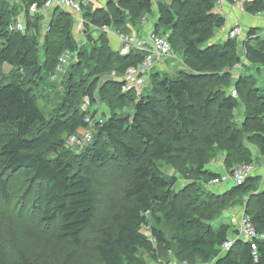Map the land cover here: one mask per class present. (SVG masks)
<instances>
[{"label":"trees","instance_id":"16d2710c","mask_svg":"<svg viewBox=\"0 0 264 264\" xmlns=\"http://www.w3.org/2000/svg\"><path fill=\"white\" fill-rule=\"evenodd\" d=\"M105 1L102 8H85L88 23L129 33L131 28L141 31L142 19L153 17L149 29L169 40L184 66L177 74H161L158 67L140 95L123 92L122 81L102 78L113 72L125 76L142 65L149 52L122 54L113 49L107 33L78 42L73 18L61 8L53 9L50 30L44 33V14H28L32 0H0V63L16 72L0 85V131H6L0 162L8 173L0 177L1 199L9 201V175L29 173V182L42 186L40 218L54 227L51 236L62 246L61 264H77L98 216L94 178L99 170L113 176V167H126L119 164L122 156L133 163L126 172L130 183L98 229L100 241L94 249L102 264H146V254L160 253H176L177 263L182 258L191 264H264L263 240L257 243L256 257L251 243L240 239L223 250L237 236V226L216 225L227 207L242 205L258 233L264 234L259 176L233 184L223 195L210 191L211 182L222 176L211 169L212 161L224 158L229 176L238 166L256 162L249 144L257 145L264 158V87L241 73L233 76V68L242 63V48L264 77V37L249 27L244 40L212 42L216 31L227 25L216 0ZM23 9L26 32H12L10 26ZM245 10L253 16L264 14V0L248 3ZM65 51L74 54V61L58 75ZM167 58L161 60L165 67ZM59 83L64 95L75 100L70 118L43 109L34 95L38 87L50 89ZM84 96L92 106L100 100L112 110L96 123L90 145L76 150L70 138L80 137L86 117L99 113L79 110ZM243 103L244 119L233 124ZM128 106L132 112L124 111ZM193 163L196 167L190 166ZM167 167L175 174L165 173ZM180 175L186 183L193 181L185 195L177 194ZM191 189L196 196L190 195ZM166 261L173 264L171 258ZM14 264L36 263L21 254Z\"/></svg>","mask_w":264,"mask_h":264},{"label":"rangeland","instance_id":"374dc122","mask_svg":"<svg viewBox=\"0 0 264 264\" xmlns=\"http://www.w3.org/2000/svg\"><path fill=\"white\" fill-rule=\"evenodd\" d=\"M253 1L254 0H243L241 2V0H229L228 3H226L225 5L219 6L217 4V6H219V12L227 18L228 26H230L231 23L228 19L229 16L225 14L226 11L224 10H226V8H228L229 11L237 10V14L241 12L244 15H248L247 17L248 19L250 18V21H248L247 19H242L243 24L240 22V20L237 21L235 19V17L237 16L236 12H233L234 14L232 16V19L235 22H238V24L240 23V26L245 27L244 30L248 31L246 28L249 29V27H253L257 29L256 31L258 32V35L264 37V14L259 16H253L247 13V11L245 10V6ZM101 2L105 4L104 0H96L97 4L103 5L101 4ZM52 11L53 9H49L46 12V18H44L42 22L43 26H45L47 22L50 23ZM150 20H153V22L156 21L155 19H153V17L150 18ZM225 40L226 36L223 30H217L211 41L223 43ZM110 41L113 49L118 50L120 48V45L115 43L114 38L110 37ZM240 55L242 63L238 64L233 68V76L238 77L241 73V75L249 77L250 80L255 79L256 81H258V86L264 87V77L263 74L260 73L263 70L258 69V64H252L248 61L242 48H240ZM166 57H168L166 61V64L168 65L165 67V65L161 61H156L159 64L156 67H152V69L150 70L149 79L154 71L157 72L158 67L161 68V74L165 72L170 74H177L178 72H176V70L181 69L184 66L178 59L179 54L173 53L172 50L170 54ZM71 61L74 60L71 59ZM14 74H16V72L13 71L11 66H7L4 65V63H0V85H2V81L4 80V78H9V76H12ZM113 74L114 72L104 76L102 78V81L112 79ZM57 78L60 82L61 76ZM35 90L36 92H34V95H36L37 93L39 105L48 112L54 109L55 114L62 118H70L74 113L75 106L73 105V103L75 102V100H70L64 95V91L60 83L54 88L49 89L44 87H38ZM95 92L98 93L97 90H95ZM87 101L90 102L89 98L87 96H84L81 101V106L79 107L80 111H85L83 108ZM246 107L247 106L243 103L241 107L235 112V119L233 121V124H241L247 109ZM88 110L90 113H94V111L99 112L100 117H102L104 112L109 114L110 110L112 109L111 107L107 106L99 100L98 104L94 106H92L90 102ZM124 111L132 112L133 110L131 106H128L124 109ZM5 134L6 131H0V145L6 137ZM133 143L136 144V142ZM75 148L76 150L81 149V147L78 146H76ZM248 148L251 150L252 156L256 161L254 163L257 166L256 176H259L258 185L260 186L259 189L262 190L264 188V158L259 157L260 153L257 149V145L249 144ZM74 152L77 153L76 151H73V153ZM119 160L121 161L119 164L124 163L126 167L121 169L120 166L117 165L113 167L116 170L112 174L113 176H109L105 173V171L99 170L97 172L96 178H94V187L97 194L98 216L95 225L88 232L86 236L87 238H85V241L83 243L85 244V246H88L87 248L89 249L85 248L82 251L83 253H81L80 261L77 264H102L100 258L98 257L94 249L95 244L100 241V237L97 235L98 229L102 225L101 223H103L109 217L110 212L112 211L111 206L118 202V194L121 192L122 189H125V187L128 186L130 183L129 176L126 174V172L128 166L131 167L133 163L127 161L122 156L119 157ZM190 166L196 167V164L193 163ZM210 167L213 171H215V173H220L222 176L225 177L228 176L225 170L224 158L219 157L217 160L212 161ZM260 172H262V176L258 175L260 174ZM165 173L169 175H174L175 170L167 167ZM1 176H8V173L4 169H2V165L0 162V177ZM29 176L30 175L27 172L9 175V201H4L0 197V264H14V262L18 259L21 254H24L36 264H61L64 260V255L62 252V246L56 243L51 236V232L53 231L54 227L52 228V226L46 225L40 218L41 211L39 208L42 202L41 198L43 197L42 186H37L34 185L33 182H29ZM195 177L197 176L194 175L192 178ZM179 179L180 183L176 188L177 194L183 192L182 195H185L186 192H190L189 186L190 188L193 187V181L189 180V182L186 183L187 178L182 175L179 176ZM194 182L196 181L194 180ZM200 183H204V181L201 182L199 180V184ZM223 184L213 185L210 191H212L216 195H223L225 194L224 192L226 190L228 191L229 189H232V187H234V183L232 181L224 185ZM194 194V191H192L191 189L190 195L196 196ZM184 197L185 196H183V198ZM244 200L246 203V201H248V197L244 198ZM179 201L180 198L178 197V204H180ZM244 212L245 208L242 205L234 208L227 207L226 211L222 214V217L220 218V220L217 221L216 225L218 226L220 223L236 225L238 222L237 218ZM171 226L172 224H168L167 230H169L172 234ZM171 236H173V234ZM159 255L160 257L158 256V254H156L155 256L146 254L144 257L145 263L167 264L166 260L170 258L171 260H173V264L174 262L177 263L174 257L176 256V253H170L167 256H165L164 253H160ZM180 261L183 262H178L177 264H191L182 258H180Z\"/></svg>","mask_w":264,"mask_h":264},{"label":"built area","instance_id":"2783aa9c","mask_svg":"<svg viewBox=\"0 0 264 264\" xmlns=\"http://www.w3.org/2000/svg\"><path fill=\"white\" fill-rule=\"evenodd\" d=\"M5 1H9L14 4H21L25 0ZM228 1L229 0H216L219 6L225 5L226 3H228ZM242 1L243 0H241V2ZM104 2L106 3L105 0ZM101 4H103V2H101ZM104 6L105 4H97L96 0H32V3L28 7V14L35 15L37 13H41L45 16L46 12L49 9L61 8L73 18L74 29L78 42H83L85 38L89 36H98L101 33H107L109 37H112L115 39V41L119 42L120 48L118 50L121 51L122 54H128L133 50L149 52V56L146 58L142 65L137 68L129 69L125 76L118 77L114 73L112 77L113 79L122 81L124 83L122 86L123 92L135 91L138 95H140L144 91V89L147 88V81L149 79L150 70L152 69V67H156L159 64L157 63L158 61H161L163 58L170 54L172 50L171 44L167 38L157 36L154 33L153 29H149L150 27L145 34H141V31L138 32V29L134 28H131V31L129 33H123L107 25L99 27L95 24L88 23L85 16V8L91 7L92 9L96 10ZM26 12L27 10L23 9L22 12L16 16L10 26V30L12 32H26ZM149 21L150 18H143L141 28H145ZM43 27V32L48 33V31L50 30L49 22H47V24ZM87 29H89V31H87ZM222 30L225 33L226 39L231 38L244 40L246 37L244 27L240 26V23L238 24V22H233L230 26L226 25ZM71 59L74 60V54L70 51H65L61 55L59 64L57 66L58 75H63L67 71V68L73 62L71 61ZM58 75L55 77V79L58 77ZM232 95L237 96V91L234 90L232 92ZM89 106V101H87L83 109L87 111ZM85 122L87 127L80 130L81 136H72L70 138V142L78 147H81V149L92 142L93 128L96 126L97 122H102V117H100V113L96 114L95 117L87 116ZM256 174V164H243L238 166L234 170L232 175L216 178L211 182V185H222L223 183L226 184L230 181H232L234 184H241L249 177H255ZM240 219L241 223L239 222L238 224L237 236L228 240L224 244L223 250L230 249L235 244L237 239L250 242L247 239L255 238V242L250 243L252 245L253 255L256 257L257 243L261 240L264 241V234L258 233L257 229L251 222L250 217L245 215V212L242 213Z\"/></svg>","mask_w":264,"mask_h":264},{"label":"crops","instance_id":"0c3cea01","mask_svg":"<svg viewBox=\"0 0 264 264\" xmlns=\"http://www.w3.org/2000/svg\"><path fill=\"white\" fill-rule=\"evenodd\" d=\"M224 11H226L225 12V14L227 15V16H229V20H230V23H232L234 20L232 19V16H233V12H236V17H235V19L237 20V21H239L240 20V22L242 23V19L244 20V19H247L248 21H250V18L248 19V15H244V14H242L241 12L239 13V14H237V10H235V11H233V10H231V11H229V9L228 8H226V10H224ZM153 20H150L149 21V23L145 26V28H143L142 30H141V34H145L146 33V31L148 30V28L152 25V22ZM235 22V21H234ZM245 23V22H244ZM243 24V23H242ZM115 43H117V44H119V42H117V41H115ZM258 175H261L262 176V172H260V174H258ZM223 188V187H222ZM242 216V214L237 218V224H236V226H238V223H239V221H240V217Z\"/></svg>","mask_w":264,"mask_h":264},{"label":"bare ground","instance_id":"6f19581e","mask_svg":"<svg viewBox=\"0 0 264 264\" xmlns=\"http://www.w3.org/2000/svg\"><path fill=\"white\" fill-rule=\"evenodd\" d=\"M240 223H241V219H240V221H239ZM239 224V223H238ZM237 228H238V226H237ZM248 241H250V242H255V238L254 239H247ZM258 240H259V238H258Z\"/></svg>","mask_w":264,"mask_h":264}]
</instances>
